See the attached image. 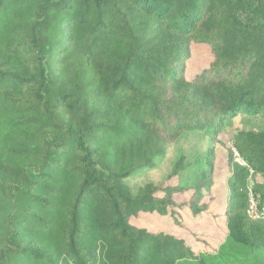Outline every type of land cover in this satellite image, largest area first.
Listing matches in <instances>:
<instances>
[{
	"label": "trees",
	"instance_id": "trees-1",
	"mask_svg": "<svg viewBox=\"0 0 264 264\" xmlns=\"http://www.w3.org/2000/svg\"><path fill=\"white\" fill-rule=\"evenodd\" d=\"M193 44L214 61L190 80ZM242 114L263 128L234 136L248 166L229 153L219 248L197 254L132 224L155 213L180 225L170 211L186 188L134 194L127 181L185 132L218 135ZM215 166L209 155L195 180V216L210 209ZM254 176L264 178V0H0V264H264Z\"/></svg>",
	"mask_w": 264,
	"mask_h": 264
},
{
	"label": "rangeland",
	"instance_id": "rangeland-1",
	"mask_svg": "<svg viewBox=\"0 0 264 264\" xmlns=\"http://www.w3.org/2000/svg\"><path fill=\"white\" fill-rule=\"evenodd\" d=\"M212 50L205 44H193L191 54L186 62V75L193 80L213 63ZM263 128L262 118L242 114L240 117L225 123L222 133L208 135L205 132H185L172 143L165 156L159 158L152 170L135 174L127 182L134 194L146 184L178 185L186 188L184 193L174 196L175 216L180 225H176L171 214L160 216L155 213H141L132 219V224L145 228L152 233H164L183 239L195 253L213 252L226 240L224 198L227 189V158L234 155V136L239 131H260ZM212 155L215 170L212 178L216 184L211 198H207L210 209L195 216L187 208V202L199 178L200 169L206 159ZM178 169L177 173L174 170ZM264 182L261 176H254L249 187ZM213 197V199H212ZM212 199V200H211ZM179 211V212H178Z\"/></svg>",
	"mask_w": 264,
	"mask_h": 264
},
{
	"label": "built area",
	"instance_id": "built-area-1",
	"mask_svg": "<svg viewBox=\"0 0 264 264\" xmlns=\"http://www.w3.org/2000/svg\"><path fill=\"white\" fill-rule=\"evenodd\" d=\"M234 156H235V161L239 163L242 166H248L241 158L240 155L237 153V151L234 149ZM252 172V171H251ZM252 197V194H251ZM250 216L251 218L255 220H262L264 221V209H260L253 198L251 199V211H250Z\"/></svg>",
	"mask_w": 264,
	"mask_h": 264
}]
</instances>
